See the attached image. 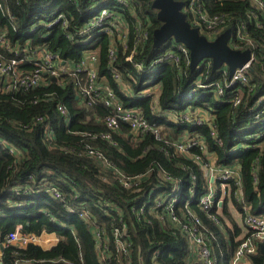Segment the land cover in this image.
<instances>
[{
	"label": "trees",
	"instance_id": "1",
	"mask_svg": "<svg viewBox=\"0 0 264 264\" xmlns=\"http://www.w3.org/2000/svg\"><path fill=\"white\" fill-rule=\"evenodd\" d=\"M200 1L211 15L228 16L220 34L232 31L237 20L247 24L253 46L239 49H250L253 56L245 85L227 88L231 76L226 66L212 70L208 61L191 69L190 61L179 54V64L164 58L176 43L169 39L153 47L152 34L161 23L152 0H125L124 5L115 0H0V27L12 46L26 41L47 44L74 64L85 52L95 53L99 84L124 105L132 101L150 127H162L158 138L148 131L134 139L125 123L110 132L94 119L111 110L98 100L81 104L76 96L75 80L87 82L83 73L62 85L52 83L27 93H5L0 86V243L17 228L21 234L57 239L48 251L32 244L5 245L1 264H193L188 233L179 225L203 234L213 264L230 263L251 233L235 222L226 223L231 218L228 202L242 217L244 207L252 215H264V17L247 0ZM101 2L113 12L114 24L121 22L128 30L126 47L117 43L111 65L108 23L106 33H97L85 45L64 36L89 25ZM58 12L67 27L60 21L48 29L46 23ZM248 12L256 13L257 21L253 23ZM113 71L132 97L122 95ZM145 88L158 89L159 112L152 111L151 97H142ZM35 99L40 101L34 104ZM58 104L68 123L57 112ZM196 110L205 112L210 122L165 123V113L178 117ZM46 127L52 142L45 140ZM106 134L108 139L101 138ZM185 136L202 140L208 155L200 147L189 150L191 157L178 153L175 144ZM86 146L101 153L109 168L85 154ZM211 155L214 167L238 168L239 181L224 183L222 199L217 187L211 205L202 210L199 200L207 195L209 183L201 167L211 166ZM249 260L264 264V252L257 251Z\"/></svg>",
	"mask_w": 264,
	"mask_h": 264
},
{
	"label": "built area",
	"instance_id": "2",
	"mask_svg": "<svg viewBox=\"0 0 264 264\" xmlns=\"http://www.w3.org/2000/svg\"><path fill=\"white\" fill-rule=\"evenodd\" d=\"M119 5H124L125 0H115ZM221 1V0H220ZM253 8L259 12L264 17V2L263 0H247ZM107 3L101 2V5L95 7L94 15L90 20V24L83 26L75 31V33L65 34V39L68 41L76 40L77 43L81 45L87 44L91 39H93L97 33L107 32L108 30L104 28L105 25L111 27L108 32V37L110 39V47L108 50V61L111 65L116 57V45L121 43V45L126 47V39L128 30L126 26L119 22L115 25L112 20L113 12L107 10L105 5ZM181 11L185 14L186 20L191 27L197 29L200 35L204 36L207 40L213 41L219 35L224 27V25L229 21L228 16L222 15H211L201 4L200 0H183V6ZM6 16V14H5ZM247 16L257 21V14L248 12ZM7 21L9 22L11 18L7 14ZM61 21L62 28L67 27V20L64 18V15L61 13H56L54 19L46 23V27L50 29L53 25L58 24ZM256 27H259L260 23L256 22ZM122 27V29H120ZM247 24L244 21L237 20L235 27L231 31V34L228 38L227 44L230 48L234 50H239L242 46H253L252 41L248 38L246 34ZM119 30L122 31V37H119ZM33 31V30H32ZM146 36V35H145ZM143 37V39L145 38ZM142 39V40H143ZM139 43V41L137 42ZM176 43V42H175ZM15 46H12L9 43V40L6 36L5 31L0 27V49L6 52V55L0 52V86L1 91L5 93H27L31 90H34L40 86L50 85L55 83L57 85H62L66 80L77 76L78 74L83 73L86 76L87 82L81 83L80 81L75 80L74 88L77 98L81 101V104L91 105L95 103V100L101 102L106 108L111 110V113L105 115L104 117L96 116L94 121H102L106 124L107 128L113 132L119 130L120 123H125L128 125L130 134L134 139L139 137L145 132H151L158 138L159 133L162 130V127L152 128L148 124L149 122L144 117L142 111L136 105H133L130 101L127 105H124L119 99H117L116 94L104 84H99L97 81V72H96V56L93 52H85L80 59V62L74 64L72 60L63 59L60 57L59 52L51 51L47 44L42 45H31L30 42L26 41L23 46H20L15 43ZM175 51L176 53H173ZM186 61H190L188 49L180 43H176L171 46L170 50H167L164 54V58L168 57L173 59L176 64H179L180 57ZM132 54L127 57V60H131ZM253 59L251 53V61ZM251 61L242 68H237L234 70L230 77V82L227 86L230 87L236 83L245 85L247 83V71ZM160 62V61H159ZM190 63V62H189ZM206 63V62H205ZM205 63H199L204 65ZM25 66H28L25 67ZM32 66V68H29ZM136 68L140 69L141 65L136 64ZM111 77L119 86V90L124 97H128L129 89L123 85L120 81V77L116 72H112ZM217 95L222 96L223 90L217 84ZM157 88H145L142 91V97L152 98L151 106L152 111L157 113L159 108H156L158 95ZM49 95V94H48ZM50 101L49 97L43 98ZM241 96L235 100V104L240 102ZM38 99L33 101L36 104ZM57 112L66 116L65 123L70 121V118L67 117V113L64 107L60 104L56 107ZM197 111V110H196ZM194 112L192 114H182L178 117H174L169 113H165V123H202L210 122V118L203 119L201 113ZM200 111V110H198ZM40 122V119L37 120ZM45 140L50 141L51 136L47 132L46 127ZM101 138L108 139L109 134L102 135ZM200 146V142L196 141L194 138L184 137L181 142L175 144L176 151L180 154L186 155L189 154V150L195 147ZM202 151L205 149L204 146L200 147ZM85 154L95 157L97 163H100L104 168H109V163L104 159L103 155L92 147L86 146L84 150ZM204 153V152H203ZM190 155V154H189ZM214 169V173H210L208 177V193L207 195L201 197L199 204L202 210H206L214 200L215 193L217 192V184L219 185V190L221 192V199L225 194L224 183L229 180H234L236 183L239 181V169H237L236 176H233L234 169H224L211 166ZM204 165V169L209 168ZM216 172H219L217 175ZM119 175V174H118ZM221 176V177H220ZM119 178H122L119 175ZM124 184L127 185L128 181L123 179ZM214 185L215 191L212 192L210 186ZM240 186V185H239ZM238 186V187H239ZM55 197L59 196V193L56 189L51 190ZM244 217L243 224L244 228L249 231L251 234L244 238L240 243L238 248L235 250L234 255L229 264H249V257L254 255L259 251L260 246H264V215H252L249 212V207H244ZM195 222L198 223V220L195 218ZM183 230L188 233L189 236V245L191 252L198 257V264H213L210 260L209 251L204 246V236L202 233L194 230V227L188 229L183 226ZM57 239L47 234L36 236L34 234H21L17 228L14 232L10 233L5 239L4 243H0V259L5 245H12L19 248H24L29 244L39 246L43 251H48L51 246L56 243ZM41 242L44 245H41ZM2 248V249H1ZM1 264V262H0ZM195 264V263H194Z\"/></svg>",
	"mask_w": 264,
	"mask_h": 264
},
{
	"label": "water",
	"instance_id": "3",
	"mask_svg": "<svg viewBox=\"0 0 264 264\" xmlns=\"http://www.w3.org/2000/svg\"><path fill=\"white\" fill-rule=\"evenodd\" d=\"M182 6L181 1L152 0V8L157 11L156 18L161 23L152 34L154 48H160L167 40L172 39L188 49L191 69L199 63L209 61L212 70L226 66L230 76L235 69L242 68L251 61L250 49L234 50L228 46L229 30L221 33L213 41L200 35L186 20L185 14L181 11ZM259 250L264 252V246L261 245Z\"/></svg>",
	"mask_w": 264,
	"mask_h": 264
},
{
	"label": "rangeland",
	"instance_id": "4",
	"mask_svg": "<svg viewBox=\"0 0 264 264\" xmlns=\"http://www.w3.org/2000/svg\"><path fill=\"white\" fill-rule=\"evenodd\" d=\"M120 29H122V27H121ZM230 34H231V31H230ZM120 37H122V31H121V30H119V37H118V39H120ZM201 64H202V63H201ZM152 80H153V77H151V79H150L149 82H151ZM126 93L128 94V97H132V95H133L130 91H129V92L126 91ZM196 112H197V115H198V116H199L198 113H201L203 119H208V118H207V115H206L205 112L198 111V110H197ZM199 142H200V146L198 145V148H199V147H202V145H203L202 140H199ZM203 152H204L205 155H208V153L206 152L205 149L203 150ZM184 156L191 157L189 154H186V155H184ZM208 158L211 160V162L214 160V156H213V155L208 156ZM194 161H195L197 164H201L197 159H194ZM213 163H214V162H212V164H213ZM201 169L203 170L204 176L208 179L210 173H211V172L214 173V169H215V168H213V167H209V168L204 169V165H202ZM216 173H217V175H219V172H216ZM236 173H237V169H234V171H233V176H236ZM220 177H221V176H220ZM217 187H219V185H217ZM210 189H211L212 192H214V191H215V190H214V189H215L214 185H211V186H210ZM220 200H221V199H220ZM228 211H229V213H230L231 218H230V220H226V223L230 225L231 222H235L240 228L244 229V224H243V217H242V215H240V214L237 212V210L232 206V204H231L230 202H228ZM171 221L173 222V224H174L176 227H178V223L176 222V220H175L173 217L171 218ZM179 228H181V229L183 230V226H180V225H179ZM244 230H245V229H244ZM41 245H44V243L41 242ZM190 261H191V263H193V264H194V263H195V264H198V257L195 256V255H192V257L190 258Z\"/></svg>",
	"mask_w": 264,
	"mask_h": 264
},
{
	"label": "crops",
	"instance_id": "5",
	"mask_svg": "<svg viewBox=\"0 0 264 264\" xmlns=\"http://www.w3.org/2000/svg\"><path fill=\"white\" fill-rule=\"evenodd\" d=\"M48 236H50V235H48ZM51 238H52V236H50Z\"/></svg>",
	"mask_w": 264,
	"mask_h": 264
}]
</instances>
